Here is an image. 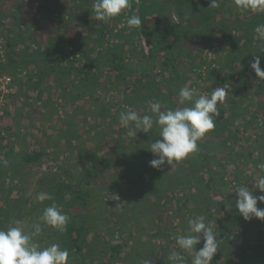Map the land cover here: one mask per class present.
<instances>
[{"label": "rangeland", "instance_id": "obj_1", "mask_svg": "<svg viewBox=\"0 0 264 264\" xmlns=\"http://www.w3.org/2000/svg\"><path fill=\"white\" fill-rule=\"evenodd\" d=\"M93 2L0 1V229L14 226L16 220L27 230L41 223L42 232L34 242L42 247L58 243L56 230L38 220L53 201L37 202V194H51L60 207L69 200L71 213L88 217L74 197L65 194L61 199L62 191L56 187L63 174L85 173L100 161V173L86 188L106 217L89 231L80 254L68 250L69 264H169L168 255L180 251L176 237L185 234L187 219L194 215L205 217L219 233L221 242L213 257L217 260L212 264H264V220H244L235 207L234 191L237 185L252 189L264 176V82L257 81L250 67L253 55L264 60V41L254 32L264 20L242 31L231 30L227 38L222 23L252 12L241 13L233 0H219L215 8L211 0H194L217 25L211 35L187 40L192 50L186 72L196 81L187 79L181 87L211 94L210 85L217 81L227 88V95L217 105L215 128L198 141L199 151L156 169L148 163L154 158L150 144L159 139L155 126L130 137L119 116L126 109L151 115L149 100L167 104L163 86L172 76V62L163 67L162 60L174 56L171 36L157 57H147L152 45L142 25L129 28L127 19L142 12L143 26L151 28L157 5L130 0L129 9L98 21L97 27ZM187 2L179 0L159 12V26L187 24V12L179 14ZM199 13L190 11L195 26L203 20ZM71 51L79 52L74 65L88 70V79L81 81V73L69 81L55 72L66 64L63 54L71 58ZM114 54L124 59L113 58ZM135 87L139 99L125 103ZM165 106L182 105L174 101ZM106 107L100 116L99 110ZM115 146L119 153L111 155L109 148ZM34 153L38 157L26 163ZM11 168L17 169L15 175ZM209 175L213 180L207 186ZM261 194L255 189L254 195ZM257 206L264 209V203L258 201ZM242 226L251 228L243 233ZM105 242L118 243L121 249L112 255L108 249L102 252ZM202 246L203 241L197 250Z\"/></svg>", "mask_w": 264, "mask_h": 264}, {"label": "clouds", "instance_id": "obj_2", "mask_svg": "<svg viewBox=\"0 0 264 264\" xmlns=\"http://www.w3.org/2000/svg\"><path fill=\"white\" fill-rule=\"evenodd\" d=\"M233 4L241 13L264 14V0H233ZM210 6L218 7L219 0H211ZM130 7V0H94L92 11L98 21H106ZM141 24L138 15L127 19L129 28H140ZM254 32L264 41V24H258ZM250 67L254 70L257 81L264 82L260 55H253ZM226 95V87L215 88L211 94H201L196 89L184 86L179 91L181 107L167 108L159 100H149L151 115H141L126 109L120 113L119 123L128 129V135L134 138L138 131L149 133L155 126V134L159 139L150 144L148 151L154 158L148 163L150 167L160 169L166 163L172 165L174 161L180 162L199 151L198 141L215 128L217 117L220 115L217 105L224 103ZM3 163L7 164V161ZM255 189H259L262 194L254 195ZM234 191L235 207L244 220H264V209L257 206L258 201L264 203V176H261L258 182L254 181V188L237 185ZM36 200L40 203L45 200L53 201L43 209L38 220L43 225L64 233L70 217L55 203L52 195L41 192L37 194ZM41 232V223H33L31 230H27L20 220H16L14 226L0 229V264H69L70 253L59 243L42 247L34 242V238ZM218 237L219 233L214 231L212 224L205 222V217H189L185 234L176 237L180 251L168 255L169 264H212L221 242ZM201 241L203 246L197 250Z\"/></svg>", "mask_w": 264, "mask_h": 264}, {"label": "trees", "instance_id": "obj_3", "mask_svg": "<svg viewBox=\"0 0 264 264\" xmlns=\"http://www.w3.org/2000/svg\"><path fill=\"white\" fill-rule=\"evenodd\" d=\"M1 1V0H0ZM144 4L145 1H147L146 6L150 5H157L155 14H154V21L152 23L151 28H146L142 25L141 31L144 35L147 37V41L152 45L149 55L147 57H157L158 51L163 48V45H166L167 43V37L170 35L171 39L169 40V45L175 49L174 56L172 58H164L162 60V66L169 65V62H172L169 66V71L172 73L171 77L168 79L167 83L164 84V94L163 98H165V102L167 104L164 105H170L174 101L179 102V96L177 95L178 90L180 89L181 85L187 80L191 79L192 81H196L195 77L192 78L191 76H188L186 72V67L189 65V62L191 61V50L186 46L187 40H191L197 36L200 35H211L214 28L217 24L211 19L209 15H206L205 12H202L204 10L203 4H201L200 7H197L194 3V0H188L186 9L182 7V9H179L180 15H185L187 12V19L188 23L183 25H175L173 23H166L164 27L159 26V21L162 18V14L159 12L168 10L172 5H174L179 0H141ZM154 2V3H153ZM200 11L199 17H202L203 20H198L197 25L192 22L194 18L190 15V11ZM186 11V12H185ZM206 11V10H204ZM141 21L143 20L144 16L141 12ZM258 20H264V14L261 13H250L247 15V17H232V19H227L225 23H222V29L226 31L227 38H230V32L231 30H244L250 27L254 26V23ZM95 26L98 27V20L95 18V21H93ZM201 23L202 25H200ZM200 26V27H199ZM195 27H198V30H194ZM193 29V30H192ZM102 35H105V33H102ZM156 37L154 38V36ZM80 51V50H79ZM64 53V52H63ZM72 54L71 58H68L66 55L63 54L62 59L66 61V64H64L63 68L61 70L55 71L60 79H72L81 73L84 74V76H81V81L84 79H88L89 71L86 70H80L77 68V66L74 65V59L75 56H77L76 53L79 54L77 51H71ZM62 55V50L60 53ZM118 58L119 60H123V55H117L114 54L113 58ZM68 58V59H67ZM264 63V60H261ZM200 63H202V59H200ZM117 64V62H116ZM115 64V65H116ZM247 67L245 66V70L247 71ZM130 70H127V73H129ZM73 76V78H72ZM75 76V77H74ZM212 74L208 73V77L206 78L207 81L211 80ZM232 76V75H230ZM70 81V80H69ZM190 82V83H191ZM213 89L222 87L221 84H219L217 81H214L212 85H210ZM137 91V87L132 89V96H126L123 101L125 103L131 104L136 99H139V96L135 93ZM135 96V97H134ZM108 108H101L99 110V115L103 116L105 111ZM236 141V139H234ZM98 147V146H97ZM112 154H118L119 153V146H115L112 148H109ZM239 155V154H238ZM204 159H207V156L203 154ZM27 157V156H26ZM25 157V158H26ZM38 157V154H30L25 159L26 163H29L32 159H36ZM100 161L95 162L90 167L86 168L85 173L77 172L76 174H63V179L61 182H59V185L56 187V190L62 191L61 193V199H63L65 194H69L70 198L74 197L73 199H76L77 202L80 204L81 207L86 208L89 213L88 217H85L83 215L79 214H73L71 213L68 208L71 206V203L69 200H67L64 203H61V207L63 211L70 217L69 222L67 224V229L64 233L55 232L57 234V241L62 245L63 248H66L70 250V253L80 254L81 249L83 248L84 244L87 241V235L90 230H95L97 227V223L99 221H103L104 217L101 215L102 210L99 208H96L95 203L93 201V196L90 194L89 189L86 187L90 186V184H93L95 182L96 177L100 173ZM13 171H11L12 174L15 175V171L17 169L11 168ZM126 169H128L126 167ZM208 173L210 172V169L208 168L206 170ZM87 177V180L84 182L83 178ZM212 177L209 175L207 181L205 184L207 186H210V183L212 182ZM84 184V186H83ZM251 227L250 226H242L241 232L245 233L247 232ZM106 247L102 249V252H105L107 249L110 251L111 255L118 253L121 249L120 244L118 243H111V242H105ZM240 257L244 259V255L240 254ZM217 260V259H215ZM213 259V261H215Z\"/></svg>", "mask_w": 264, "mask_h": 264}]
</instances>
